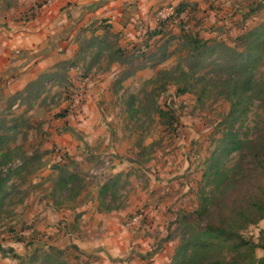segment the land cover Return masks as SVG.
<instances>
[{
    "label": "rangeland",
    "instance_id": "obj_1",
    "mask_svg": "<svg viewBox=\"0 0 264 264\" xmlns=\"http://www.w3.org/2000/svg\"><path fill=\"white\" fill-rule=\"evenodd\" d=\"M179 1L186 10L161 26L159 19ZM52 2L0 0V35ZM152 12L162 35L150 36L149 30L141 35L146 24L138 25L140 35H108L102 49L87 42L89 33L78 35L84 50L72 56L71 67L59 63L53 81L36 83L21 97L0 92L1 146L13 157L2 172L7 181L0 190V246L22 238L25 264H70L74 240L93 233L87 228L95 226L89 212L96 204L105 209L133 204L121 220L132 233L150 219V204L163 205L169 226L164 238H170L174 253L206 221L198 217V199L215 190L213 172L203 176L213 171L215 153L228 171L217 190L220 201L243 197L255 177L240 171V151L225 154L218 146L235 133L264 151V49L254 64L252 96H242L230 116V89L239 79L231 52L222 47L205 60H186L183 35L241 51L239 37L264 24V0H163ZM117 45L125 56L115 53ZM3 58L0 53V62ZM185 84L189 90L178 94ZM157 108L166 114L160 117ZM62 167L69 174L60 182ZM263 221L243 234L257 241Z\"/></svg>",
    "mask_w": 264,
    "mask_h": 264
},
{
    "label": "crops",
    "instance_id": "obj_2",
    "mask_svg": "<svg viewBox=\"0 0 264 264\" xmlns=\"http://www.w3.org/2000/svg\"><path fill=\"white\" fill-rule=\"evenodd\" d=\"M162 2L53 0L51 4L40 5L34 17L24 25L1 28L0 53L4 58L0 62V92L12 95L22 91L27 83L44 73L52 75L47 81H53L57 77L59 63L71 67L72 56L77 53L80 57L78 35L100 34L106 24L117 35H140L135 30L138 25L145 24L141 35L151 31L156 28L152 11ZM63 72L65 74V70ZM132 208L133 204L108 209L99 208L96 204L89 212V216L94 217L95 226L87 228L93 233L74 240L76 256L70 264H166L173 254V247L169 246L170 238H164L169 228L165 208L160 204L152 209L150 204V219L136 233L121 223L122 217ZM99 224L100 230L95 231ZM262 226L263 223L261 229H264ZM24 252L25 245L19 240L12 245H1L0 264H25L28 255Z\"/></svg>",
    "mask_w": 264,
    "mask_h": 264
},
{
    "label": "trees",
    "instance_id": "obj_3",
    "mask_svg": "<svg viewBox=\"0 0 264 264\" xmlns=\"http://www.w3.org/2000/svg\"><path fill=\"white\" fill-rule=\"evenodd\" d=\"M186 4L181 1L172 5L171 12L165 17L159 19L158 23L162 26L170 19L179 17L185 10ZM108 24L103 25V32L100 34H91L88 43L102 49L107 41L108 35H117L110 31ZM163 31L159 28L149 31L150 36L162 35ZM187 41L188 54L186 60H205L211 57L216 49L224 47L231 55L232 65L237 68L239 79L236 80L230 89L232 96V109L229 115L232 116L237 103L242 96H252L254 83V64L259 56V50L264 49V24H258L246 31L245 34L239 37L240 46L244 49L237 51L234 47L226 46L216 40L202 39L193 35H183ZM92 41V42H91ZM84 45L79 43V51L84 50ZM125 48L119 45L116 46L115 53L118 56H125ZM115 61H120L117 58ZM181 75L187 79L189 73L181 69ZM52 75L48 73L40 74L36 79L27 83L22 91H17L13 94L16 97H21L31 91L36 83L44 84ZM33 89V88H32ZM189 88L185 84L178 87L176 92L183 94ZM41 93V92H39ZM39 93L35 94V99L30 101V104L35 103L39 97ZM21 101V100H20ZM22 102V101H21ZM24 100L22 103H26ZM157 113L160 117L166 114L162 108H157ZM67 112L62 111L59 116H65ZM3 135L0 133V190L4 187L7 181V175H3V170L12 161V151L10 149L2 151L1 141ZM219 151L226 152L225 154L240 151L242 156L241 161L244 162L240 166V171L243 175L253 176L252 182L246 186L244 196L240 199H230V202H222L219 199L217 192L220 183L227 176V169H221L219 165V153L214 154L210 167L213 171L204 173L206 175L213 172L214 189L208 194L202 192L199 197L198 217L205 216V223L195 231L191 236L183 239L174 250L173 255L166 264H264V254L258 256L257 250L264 251V229L259 230L257 241L243 234L249 225L257 224L264 219V151H257L255 148L245 145L237 134L230 133L221 139V144L218 146ZM236 166H234V169ZM8 171V170H7ZM63 167L58 171V181L64 180V177L69 174ZM249 180V179H248ZM249 180L248 182H250ZM102 190L100 189V192ZM22 241V238L18 239ZM26 244H29L26 242Z\"/></svg>",
    "mask_w": 264,
    "mask_h": 264
},
{
    "label": "built area",
    "instance_id": "obj_4",
    "mask_svg": "<svg viewBox=\"0 0 264 264\" xmlns=\"http://www.w3.org/2000/svg\"><path fill=\"white\" fill-rule=\"evenodd\" d=\"M160 12H162V10L160 11ZM171 12V11H170ZM169 14V13H168Z\"/></svg>",
    "mask_w": 264,
    "mask_h": 264
}]
</instances>
